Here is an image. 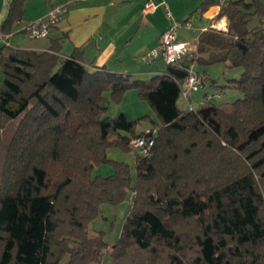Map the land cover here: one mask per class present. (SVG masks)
Wrapping results in <instances>:
<instances>
[{
    "label": "trees",
    "instance_id": "16d2710c",
    "mask_svg": "<svg viewBox=\"0 0 264 264\" xmlns=\"http://www.w3.org/2000/svg\"><path fill=\"white\" fill-rule=\"evenodd\" d=\"M24 2L11 1L3 33ZM212 5L227 30L201 31L190 57L147 79L90 69L80 48L62 56L57 47H0V264H102L108 247L109 264H264V2L203 0L195 11ZM192 62L241 67L231 88L243 97L180 108ZM132 87L159 119L152 154L136 155L135 178L107 149H130L146 132L135 130L143 117L103 116L107 94L121 100ZM103 162L115 173L93 177ZM130 191L120 237L109 244L104 232L91 234L100 204Z\"/></svg>",
    "mask_w": 264,
    "mask_h": 264
},
{
    "label": "crops",
    "instance_id": "0c3cea01",
    "mask_svg": "<svg viewBox=\"0 0 264 264\" xmlns=\"http://www.w3.org/2000/svg\"><path fill=\"white\" fill-rule=\"evenodd\" d=\"M11 1L0 0V29L8 18ZM61 1L64 0H25L22 17L14 24L12 32L3 33L1 30L7 38L0 40V47L9 44L38 51L57 47L62 56H69L75 48H80L88 68L105 67L113 72L128 73L133 64L139 63V58L147 61L143 56L157 46L161 34L171 26L170 10L180 20H186L193 14L190 17L193 27V21H197L203 30L211 26H220L222 30L228 27L226 16L215 19L220 5H212L204 12L195 11L203 0H76L70 3L66 16L47 37L29 38L22 27L28 21L44 17L53 5ZM148 2H153L156 8L147 10ZM256 17L258 25L259 19ZM180 38L189 40L182 36ZM225 64L231 67L229 62ZM166 68L167 65L164 68H150L143 74H152L150 76L153 77ZM233 78L237 76H230L228 81L232 83ZM217 92L222 94L219 98L224 96L222 90ZM207 93L214 94L208 90L203 97ZM203 99H200V104Z\"/></svg>",
    "mask_w": 264,
    "mask_h": 264
},
{
    "label": "rangeland",
    "instance_id": "374dc122",
    "mask_svg": "<svg viewBox=\"0 0 264 264\" xmlns=\"http://www.w3.org/2000/svg\"><path fill=\"white\" fill-rule=\"evenodd\" d=\"M171 11V10H170ZM172 15V14H171ZM171 17L172 21L175 18L173 15ZM257 17L254 16L252 21L250 22L251 27H255L257 24ZM190 20V19H189ZM194 22V27L187 28L182 25L179 27L178 32L180 37L182 36L185 39H189L188 41H195L200 34V31L203 29L199 26L197 21ZM218 25V24H217ZM28 36V35H27ZM29 37V36H28ZM30 38V37H29ZM167 63L163 60L162 57H158L154 61H143L139 58V63L136 62L133 64V67L129 74L133 79H147L151 78L152 74H143V71H148L150 68L158 67L164 68ZM197 70L200 73L207 74V81L205 85H202L199 91L194 92L191 96V100L194 102V106L196 109L200 106V99L204 98L203 93L206 91H211V93H216L217 91L222 89L223 97L218 98L214 97L210 102L219 105H226L231 101H234L238 98L243 97V93L231 88L230 81L228 78L236 75L239 77L243 71L241 67H227L225 62H216L210 65L197 64ZM236 70V72L234 71ZM136 71H139V73ZM236 74H235V73ZM239 72V73H238ZM3 77L2 66L0 63V79ZM216 83L215 84H213ZM235 90V91H232ZM110 98L108 110L104 113L103 116L116 117L120 113L124 112L130 119L141 118L136 126V133H141L142 131H146L151 129L154 124V121L158 122V116L155 111L152 109L149 102L144 99L140 93L138 88L132 87L125 91L121 100H115L111 97L110 93L107 94ZM178 105L180 108L188 109V102L180 96L178 100ZM20 118L15 120V124L18 123ZM12 133V129H9L7 134L8 136ZM136 151L132 148L127 149L120 145H112L107 149V156L110 159L124 161L130 165L133 178L136 175ZM115 173V166L111 162H103L95 166L92 171V176L96 177L98 175L108 176ZM133 204V192L130 191L127 198L119 204H111V203H101L99 206V212L96 217H94L89 222V231L91 234L102 231L105 233V239L109 244H112L116 241L121 234L122 227L127 215L130 212V209ZM110 259V247L105 250V259L102 264H109Z\"/></svg>",
    "mask_w": 264,
    "mask_h": 264
},
{
    "label": "built area",
    "instance_id": "2783aa9c",
    "mask_svg": "<svg viewBox=\"0 0 264 264\" xmlns=\"http://www.w3.org/2000/svg\"><path fill=\"white\" fill-rule=\"evenodd\" d=\"M72 1L76 0H64L56 3L48 10L44 17L28 21L22 27V30L30 38L47 37L53 27H55L66 16L69 11V5ZM220 1L222 3L225 2V0ZM146 7L147 10L156 8L153 2H148ZM168 15L172 16L170 11H168ZM182 25L187 28L193 27L190 20L174 19L171 26L161 34L157 46L145 54L143 59L149 61L162 57L167 64H174L190 57L196 50V44L195 41L182 40L180 38L178 29ZM216 28L222 29L220 26H217ZM6 38L7 35H4L0 29V40L5 41ZM196 65V62H192L187 67L188 75L181 86V96L186 100V102H188V109L191 110L195 109L191 96L194 92L199 91L203 85V77L197 70ZM214 97H221V94L208 93L202 100V103L212 100ZM155 132L156 128L152 130L149 129L141 135L132 137L129 140L130 148L135 150L137 155L149 157L152 154V148L155 143V139L151 133Z\"/></svg>",
    "mask_w": 264,
    "mask_h": 264
},
{
    "label": "bare ground",
    "instance_id": "6f19581e",
    "mask_svg": "<svg viewBox=\"0 0 264 264\" xmlns=\"http://www.w3.org/2000/svg\"><path fill=\"white\" fill-rule=\"evenodd\" d=\"M224 24V23H221V25Z\"/></svg>",
    "mask_w": 264,
    "mask_h": 264
}]
</instances>
